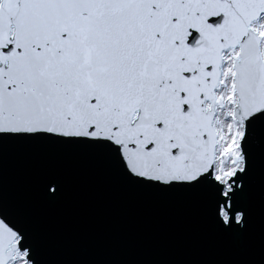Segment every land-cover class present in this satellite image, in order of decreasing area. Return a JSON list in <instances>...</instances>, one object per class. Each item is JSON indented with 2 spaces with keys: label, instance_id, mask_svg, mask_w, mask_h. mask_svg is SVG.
Here are the masks:
<instances>
[{
  "label": "snow or ice",
  "instance_id": "obj_1",
  "mask_svg": "<svg viewBox=\"0 0 264 264\" xmlns=\"http://www.w3.org/2000/svg\"><path fill=\"white\" fill-rule=\"evenodd\" d=\"M102 156L127 185L196 192L221 231L264 219V0H0V264H50L3 195L11 147ZM36 183L55 197L63 176Z\"/></svg>",
  "mask_w": 264,
  "mask_h": 264
},
{
  "label": "water",
  "instance_id": "obj_2",
  "mask_svg": "<svg viewBox=\"0 0 264 264\" xmlns=\"http://www.w3.org/2000/svg\"><path fill=\"white\" fill-rule=\"evenodd\" d=\"M52 170L63 184L47 198L36 177ZM2 188L30 219L50 264H264L259 174L244 232L218 229L199 193L127 185L102 156L86 150L11 147L2 162Z\"/></svg>",
  "mask_w": 264,
  "mask_h": 264
}]
</instances>
